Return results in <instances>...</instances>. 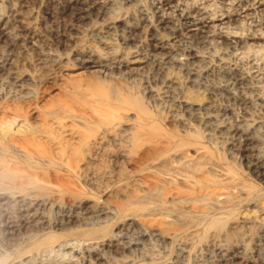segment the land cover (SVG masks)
Wrapping results in <instances>:
<instances>
[{
	"label": "bare ground",
	"instance_id": "bare-ground-1",
	"mask_svg": "<svg viewBox=\"0 0 264 264\" xmlns=\"http://www.w3.org/2000/svg\"><path fill=\"white\" fill-rule=\"evenodd\" d=\"M105 2L104 0H66V8L73 18L83 23L84 20H89V15L94 13V11H104L106 9ZM164 5L166 4L164 3ZM167 5L171 13L173 12V14L183 21L187 28L190 29L188 31L194 34L204 32L205 30L203 31V29L209 28L211 24H213L211 19L206 17V12H202L203 10L200 12L194 11L196 14H191L186 13L185 10L183 12L179 9L180 6H178L177 2L168 1ZM20 7L21 6H19V8ZM160 7L158 8L160 9ZM202 7L205 10L207 9L205 6ZM194 8L196 9V7ZM246 8L247 7H245V9ZM241 13H243V11ZM158 17H160V15H158ZM163 17H161V19ZM227 17L225 16L224 18L227 19ZM9 19H12L10 24L6 21V23L2 22L3 24L0 25V48L18 47L17 43L23 38L22 34L24 33L41 41L45 40L47 35L53 31L46 27L39 28L33 22V17L29 9L28 11L14 9L13 16L12 18L9 17ZM219 20H221V18ZM112 22L110 24L111 26H105L107 29L106 32L101 30V28H95V26L93 28V25L90 26L92 29L90 28L91 30L87 32L90 40L86 41V45L81 51L78 49L79 52H76L78 62L80 61L81 66H84L86 69L90 68L95 70L92 71L93 74H91L87 80H78L77 74L74 75L77 76L75 79L64 80L62 78V80H58L56 75L52 72L55 76L49 74L52 77L44 78V80L40 79L39 83L41 87L38 86L36 89L32 88L33 90H31L25 88L26 85H24L28 79H31V76L21 71L20 67L12 62L13 59L11 60L10 57H13V51L8 52V54L3 53L0 55V67L2 68L5 64L8 66V72L16 82L20 83L19 87L22 90L20 100L17 99L0 103V152L10 153L13 155L14 159L18 161V164H13L7 163L5 157L0 158V174L11 168L21 173L19 176L13 178V188L11 189L16 191V193H13L18 196L19 203H22V209L18 211L22 212L25 221L27 219L34 220L38 215L36 208L41 205L44 206L45 204L62 210V212L78 213L77 211H79V209H81L80 207L85 203L81 192V182L93 186L92 191L103 194L104 201L102 203L93 204L90 207L92 212L98 216L115 212L118 213L126 203L141 199L149 200V197L153 196L155 198L160 194V198L164 199L162 200L164 202L161 204V207L166 208L168 211L174 210L183 212L185 215L188 213H195L202 218L207 217V215L213 211L219 212V215L223 216L209 219L208 230L210 231L211 229L212 231L205 233L204 239H202L204 241L201 240V243L204 242L203 245L209 248L214 247L217 243L221 246V243L232 240L235 243L232 246L234 250L232 252L239 253V250L242 249L244 244L245 237H247L246 229H249V227L246 226H252L254 224L260 225L263 233L262 236H264L263 202L257 206L254 204L253 210L254 207L255 210L254 212L252 210L251 214L241 216L239 220L229 223L227 217H230V205L233 203L234 199H249L253 197V191L244 186L228 187L227 184L232 179L225 172L212 169L208 170L211 175H204L203 172H199L196 161L203 156V153L196 138L189 132L177 134L161 128L159 123L161 120L160 116L156 111H152L148 108V100L144 103L138 98H135L132 94L130 90L131 85L126 80L134 76L139 69H130L129 66H136L145 61L149 69H152L154 72V76L152 77H155L154 79L158 80L159 84L162 85L165 90L164 92L161 89L162 87L159 88V85H153L156 87L158 86V88L153 87L150 90L147 89L152 96L151 101L156 100L157 102L158 100L159 102L161 99L162 101H169L170 105L168 106L171 108L169 112L172 114L175 112L173 106L176 107V104H178L177 107L182 109V112L188 116V119L197 123L207 135H218L228 144H236L245 159L244 161H246L249 166L253 167L254 170L252 171L255 172V175L257 174L256 176L260 179L261 184H264L263 154L259 150L258 141H256L255 136L248 132L249 130L244 129L241 125L230 126L228 125L229 123L226 124L223 120L227 117L222 120V115H224L222 113L225 109L219 106L220 102L218 103L217 96L225 94L226 91H224L225 93L221 92L222 90L220 88L219 90L218 87L213 84L207 75H205L206 73L202 68L200 69V66L197 67L193 62L189 63L185 61V58L173 54L170 49L163 48L162 46H160L159 49L164 52H156V54L151 53L152 56L150 55V57L145 53L147 57L145 56L144 58L141 56L142 54L140 55L139 53L141 48L139 49L138 46L140 44H136L139 42V37H137L139 35L137 34L143 27L132 28L126 23L119 25V23H121L120 19ZM167 22L163 23L165 24ZM75 23L76 22H74V24ZM224 23L226 27V22ZM85 25L87 24L85 23ZM73 26L71 25V27ZM75 26L73 29L76 28ZM143 26L145 27L146 25L144 24ZM168 26H172V24ZM119 28H122L123 31H127V34H129L128 37H122V39L124 38V43L121 47H119L120 44H115L114 36L112 37V35L116 34L113 33L115 32L114 30ZM258 28L257 31L260 32L262 36L264 34V26H259ZM227 32L228 31H226V33ZM26 35L25 38L27 37ZM260 35L258 37H260ZM117 36H119L118 33ZM233 37L235 36H232V38ZM236 40L237 39L225 40L224 43H222L224 49H227V51L234 50L239 45ZM33 42L31 41V44ZM20 45L21 48L24 49L21 43ZM243 45L246 46V44ZM31 46H33V44ZM243 48L244 47H242V50ZM220 49L222 48L220 47ZM195 56L198 55H194L193 58H196ZM42 58L44 61L42 59L41 68L45 69L47 72L51 71L49 70L50 68L64 69L65 66L63 67V65L66 64L59 63L55 57ZM74 59L76 60V58ZM225 67L224 69H227ZM147 69L148 67L146 70ZM126 70H128V72ZM142 71H140V73ZM114 73H119V75L122 73L125 78L124 81L119 85L112 84L109 86V84H105L102 77H107L111 74L114 75ZM100 74L103 76L101 77ZM142 74L143 73H141V75ZM182 74L185 75V81H183ZM227 74L226 72V75ZM74 76L72 75V78ZM28 82H31V80ZM242 85L244 87V84H241V86ZM30 86L32 87V85ZM246 87L245 85V88ZM51 89L53 90L51 91ZM239 89H241L240 85L238 87V90ZM161 90L164 92L163 96H161V92H159ZM144 93L147 94L146 92ZM244 93H241V95ZM164 94L168 95L164 96ZM233 94L234 93L229 90V92L227 91L225 94L226 96H224L226 99H233L235 101L237 98L235 99ZM142 95L144 96V94ZM263 97L260 101L262 106H264ZM146 98L150 100V98ZM242 98L244 99V97ZM258 100L260 99L258 98ZM252 115L253 113H251V116ZM16 120H20V122H23L26 126L13 132L11 129L9 130V127L13 125ZM30 121H33L34 124L30 123ZM250 122L252 121L250 120ZM182 125L184 124L182 123ZM13 157L9 159L13 160ZM147 174H154L156 176L155 182H152L151 185L150 183L147 185L148 183H144L143 181L145 180L144 176H147ZM175 182L185 184L184 191L170 189V186ZM259 196L262 198L261 195ZM185 215L181 214V216ZM176 216L177 217L171 216L164 219L162 218L157 223L140 222L139 226L144 231L150 232V234L152 233L162 240H169L174 237V233L168 232V227H173L175 222H180V228L184 230L185 228L183 227L187 225L181 218H178V215ZM208 217L210 216L208 215ZM225 220H227L228 223H226ZM203 221L205 222L206 220ZM178 223L175 225L178 226ZM191 226L193 225L191 224ZM180 228H178V231H180ZM193 231L194 230H192V232ZM199 231L200 230L197 231L198 235H200ZM73 234L78 237L93 239L100 234L106 237L109 233L102 228H90L89 230ZM184 234L188 237V240L194 236L196 237V235L189 230L185 231ZM56 239L57 238L54 237H48L42 246H50ZM190 241H192V239ZM234 255L230 256L233 258ZM221 257L220 255V259H222ZM236 257L237 256H235V258ZM236 259H238V257Z\"/></svg>",
	"mask_w": 264,
	"mask_h": 264
},
{
	"label": "rangeland",
	"instance_id": "rangeland-1",
	"mask_svg": "<svg viewBox=\"0 0 264 264\" xmlns=\"http://www.w3.org/2000/svg\"><path fill=\"white\" fill-rule=\"evenodd\" d=\"M104 1H106V9L102 12L94 11V13H91V15H89L90 21L87 19L84 20L87 24L85 25L84 22L83 24L73 18L66 8V0H0V25L6 23V21L10 24L12 19H9V17L12 18L14 9L24 11H28L29 9V12L33 17V22L39 28L46 27L53 30L47 35L45 40L40 41L31 37V35H26V33H24L22 34L23 38L17 43L18 47H2L4 51L0 48V55L3 53L8 54V52L13 51V57H10L11 60L13 59L12 62L17 64L21 71L28 73L31 76V82H28L30 81L28 79V83L26 82V84H24L26 85L25 88L33 90L38 86L41 87L39 80L52 77L49 74L53 73L58 80H62V78L64 80L75 79L77 76L79 77H77L78 80H87L89 76L93 74L92 71L95 70L90 68L86 69L84 66H81L80 61L78 62L76 52L81 51L86 45V41L90 40L87 33L92 29L90 26L93 25V28L95 26V28H101V30L106 32V25V27L111 26L110 24L112 21L115 22L117 19H120L121 23H119V25L126 23L132 28L143 27L144 30L141 29L142 32L140 30L137 34L139 35L137 36L139 37V42L136 43L138 45L140 44L138 48L142 49L139 50L142 57L145 58L146 54L150 57V55L152 56L151 53L156 54V52H164L159 49L160 46H162L163 48L170 49L173 54L185 58V61H188L189 63L193 62L197 67L200 66V69L202 68L206 73L205 75H207L213 84H215L218 89L220 88L222 90L221 92L225 93L224 91H226L227 93V91L229 92V90H231V92L234 93L233 95L235 99L237 98L235 101L233 99H226V93L222 94L223 96L216 95L218 103L220 102L219 106L222 109H225L222 113L224 114L222 115V120L227 117L223 120L226 124L229 123L228 125L230 126L241 125L244 129L249 130L248 132L255 136L256 141L259 143L258 147L263 154L264 162V106H262L260 102L264 96V34L261 36L260 32L257 31L259 26H264V0H180V2L179 0ZM168 1L177 2L178 6H180L179 9L183 12L185 10L186 13L196 14L197 11L200 12L203 10L202 12L207 13H205L206 17H209L213 24H211L209 28L203 29V31L205 30L207 32L204 31L199 34L195 33L196 35L198 34L197 36L199 37H197L194 33L188 31L190 29L187 28L183 21L173 14V12L171 13L167 5ZM164 3L166 5H164ZM19 6L21 7L19 8ZM157 6H161L160 9ZM202 6H205L207 9L205 10ZM194 7H196V9ZM245 7L247 8L245 9ZM186 10L192 11L187 12ZM194 11L196 12L194 13ZM242 11L243 13H241ZM158 15H160V17H158ZM225 16H228L227 19L224 18ZM161 17H163V20ZM220 18L222 21L219 20ZM74 22L76 23L74 24ZM163 22L167 23L164 24ZM222 22H226V27L224 25L225 23L223 24ZM144 24L146 25L145 27L143 26ZM171 24L172 26H168ZM71 25H76V28L73 29L74 26L71 27ZM219 26L221 29H225L221 30ZM207 29L210 30L208 31ZM121 30L122 28H119L113 32L114 34L116 33V36L118 33L119 36H117V39L115 35H112V37L114 36L115 44H120L119 47H121V45L123 46L124 38L129 35L127 34V31L122 30V33ZM226 31L228 32L226 33ZM235 33L237 34V37ZM258 33L260 37H258ZM25 35L27 36L26 38ZM193 35L195 36V39ZM156 36H160L161 39ZM232 36L235 37L232 38ZM122 37L124 38L122 39ZM232 39H237V44L240 46L238 45L236 47L237 49L235 48L234 50L227 51V49H224L222 43H224L225 40ZM163 40L166 41L164 42ZM31 41L36 43L33 42V46H31ZM20 43L23 45L24 49L21 48ZM243 44H246V46ZM220 47L222 49H220ZM242 47H244L243 50ZM78 49L80 50L78 51ZM194 55L198 56L193 58ZM42 57H55L59 63H66L63 65V67H65L64 69L50 68L49 70H51V73L47 72L45 69L41 68ZM74 58H76V60ZM145 65L150 72L146 70L147 67ZM136 66H129L130 69L138 68L139 71L130 79L126 80L131 85L130 90L132 94L135 98H138L144 103L148 100V108L158 113L161 119L159 123L163 130L175 132L177 134L189 132L194 135L203 153V156L196 161V166L197 169H199V172H203L204 175H211L210 172H208L210 169L225 172L233 180L228 182V187L244 186L253 191V197H250L249 199H234L233 203L230 205V217H227L229 223L231 221L239 220L241 216L251 214L253 206L260 205L262 202L263 205L264 184H261L260 179L256 176L257 174L255 175V172L252 171L254 170L253 167L249 166V164L244 161L245 159L236 144H228L218 135H207L197 123L188 119V116L182 112V109L177 107L178 104H176V107L173 106L176 113L173 112L172 114L169 112L171 109L169 108L170 106H168L170 105L169 101L166 102L163 100L166 102L164 103L161 99L162 97L159 102L158 100L157 102L156 100H154L155 102L151 101L152 96L149 94V90L153 87L158 88V86L156 87L153 85H159V88L162 87L161 89L164 92L165 90L163 89V86L159 84L158 80L154 79L155 77H152L154 76V72L152 69H149V66L145 61ZM7 67L6 64L2 68L0 67V103L17 99L20 100L22 94V90L19 87L20 83L14 80L12 75L8 72ZM224 67L227 69H224ZM126 71L128 72V70ZM140 71H142V75ZM226 72L228 73L227 75ZM76 74L77 76H74ZM183 74L181 76L183 77V81H185V75ZM72 75L74 76L73 78ZM102 76L103 75H101V77ZM122 77V73H120V75L119 73H114V75L111 74L107 77L103 76L102 79L105 81V84H109L110 86L112 84H121L125 79ZM240 77H243L246 80L242 78V81ZM241 84H244V87L243 85L241 86ZM30 85H32V87ZM239 85L242 90H238ZM245 85L248 88H245ZM52 90L53 89H51V91ZM162 90L159 91L161 92V96H163L164 93ZM234 90L238 92L236 93ZM241 93H244L245 95H241ZM142 94H144V96ZM165 95L168 94H164V96ZM146 97L150 98V100ZM242 97H244V99ZM258 98L260 100H258ZM251 113H253L252 116ZM250 120L252 122H250ZM30 123L34 124L33 121H30ZM182 123L184 125H182ZM23 126H26V124L20 122V120H16L15 123L9 127V130L11 129V131L15 132ZM2 157H5L7 163L18 164V161H16L10 153L0 152V158ZM10 157H13V160H10ZM20 174L21 173L12 168L0 174V264H264V236H262L263 233L260 225L258 226L257 224H254L252 226H246L249 227V229H246L247 237H245L242 249L239 250V253L241 252L240 254L232 252L234 251L232 246L235 244L232 240L221 243V246L217 243L214 247L206 248L203 245L204 242H201L204 241L202 239H204L205 233L212 231L211 229L210 231L208 230L209 219L221 217L223 215H219V212L213 211L208 214L210 217L207 215V217L202 218L195 213H190L192 216L188 213L186 214L187 217L183 212H177L174 210L168 211L166 208L161 207V204L164 202L162 200L164 199L160 198V194H158L159 198L151 196L149 197V200L141 199L126 203L118 213L115 212L98 216L92 212L90 207L93 204L102 203L104 201L103 194L92 191L93 186L81 182V192L85 203L80 207L81 209L77 211L79 214L62 212V210L45 204V207L41 205L36 208L38 215L34 220L27 219L29 222L27 220L25 221L22 212L18 211L22 209V203H19L18 196L13 193H16V191L11 190L13 188V178ZM144 177L146 181H143L144 183H148L147 185H149V183L151 185L152 182L154 183L156 180L154 174H147V176ZM181 184L175 182L170 186V189L183 190L185 184ZM259 195H261L262 198H260ZM181 214H184L185 216H181ZM176 215H178L179 219L181 218V220L186 222L187 225L183 227L185 228L184 230L180 228V222H175L173 224L174 226L172 225L173 227H168L167 231L174 233V237L169 240H162L161 238L154 236L152 233L150 234V232L144 231L139 226L140 222L157 223L162 218L164 219L171 216L177 217ZM203 220L206 221L204 222ZM225 222L228 223L227 220H225ZM177 223L179 227L175 225ZM191 224L193 226H191ZM90 228H102L109 234L106 237H103L104 235L100 234L93 239L78 237L73 234L89 230ZM178 228H180V231H178ZM187 230L196 235V237L194 236L195 238H191L192 241H190L191 239L188 240V237L184 234ZM192 230L194 231L192 232ZM196 230H200V235H198ZM44 235L47 238L54 237L57 239L54 240L53 244L50 246H42L47 239ZM220 255L222 256V259H220ZM230 255H234V257L232 258ZM235 256H237L238 259H236L237 257L235 258Z\"/></svg>",
	"mask_w": 264,
	"mask_h": 264
}]
</instances>
